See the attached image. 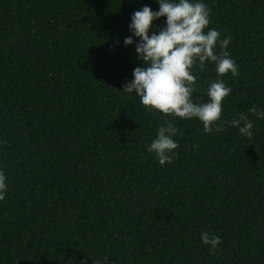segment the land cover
<instances>
[{"label":"trees","instance_id":"trees-1","mask_svg":"<svg viewBox=\"0 0 264 264\" xmlns=\"http://www.w3.org/2000/svg\"><path fill=\"white\" fill-rule=\"evenodd\" d=\"M203 2L238 69L215 123L242 112L251 137L122 90L142 63L130 14L156 0H0V264H264V118L248 112L264 108V0ZM192 72L207 99L214 64ZM165 118L178 147L161 165L146 144Z\"/></svg>","mask_w":264,"mask_h":264},{"label":"clouds","instance_id":"clouds-1","mask_svg":"<svg viewBox=\"0 0 264 264\" xmlns=\"http://www.w3.org/2000/svg\"><path fill=\"white\" fill-rule=\"evenodd\" d=\"M157 9L144 4L130 14L128 29L132 35L123 38V44H134L141 65L132 70V79L123 83L122 90L135 93L147 110H158L163 114L188 119L195 117L205 133L222 131V125L236 127L246 137L252 136L253 122L248 115L237 113L230 120H220L222 100L231 91L220 76L238 72L235 60L227 51L229 36L220 38L221 33L209 24L210 9L203 0H156ZM165 17L158 30L149 32L152 22ZM204 29H207L206 31ZM134 37L139 39L134 41ZM219 45V51L216 46ZM214 64L216 79L207 82L206 97L193 99L196 91V75L193 66L203 69L205 62ZM248 112L256 118H264V108L253 104ZM176 125L165 118L156 128L154 137L146 144V151L154 153L157 162L163 165L176 155L178 144L174 137ZM195 147V146H194ZM7 178L0 168V200L5 198ZM202 243L214 251L220 243V236L203 231ZM92 264H108L107 257L96 259Z\"/></svg>","mask_w":264,"mask_h":264}]
</instances>
